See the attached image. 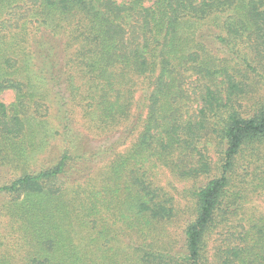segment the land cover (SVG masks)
I'll return each mask as SVG.
<instances>
[{
  "label": "trees",
  "instance_id": "16d2710c",
  "mask_svg": "<svg viewBox=\"0 0 264 264\" xmlns=\"http://www.w3.org/2000/svg\"><path fill=\"white\" fill-rule=\"evenodd\" d=\"M24 1L33 5L36 26L53 41L52 49L65 53L59 59L48 48L47 64L35 66L36 77L52 92L59 89L66 118L75 101L73 79L81 77L87 89L83 107L94 113L101 134L115 130V159L102 189L89 177L88 164L97 154L77 141H71L74 147L66 141L69 146L55 166L0 188V196L14 198L7 214L32 249L29 263L100 264L102 253L105 264H113L114 237L138 232L140 224L149 227L175 218L173 197L154 179L166 169L182 181L212 177L194 191L195 218L185 228L182 254L141 247L138 260L208 264L207 241L218 218L238 209V198L227 201L237 159L246 149L264 147V102L245 113L244 84L230 71L216 69L197 34L186 38L182 30L234 6L237 20L227 26L228 34L245 36L257 49L264 46V0ZM22 52L30 58L25 47ZM1 70L0 95L13 90L17 103L9 108L0 102V157L4 142L25 135L27 105L39 108L42 103L33 95L32 101L26 98L32 82L20 81L22 74L31 78L29 62L14 66L7 58ZM70 93L73 99L64 97ZM135 134L134 144L117 153ZM208 138L220 148L217 162L206 152ZM68 184L72 193L64 191ZM83 228L90 235L76 244L73 233ZM259 229L253 245L233 249L235 258L246 252L264 255V227ZM0 264L9 263L0 259Z\"/></svg>",
  "mask_w": 264,
  "mask_h": 264
},
{
  "label": "rangeland",
  "instance_id": "374dc122",
  "mask_svg": "<svg viewBox=\"0 0 264 264\" xmlns=\"http://www.w3.org/2000/svg\"><path fill=\"white\" fill-rule=\"evenodd\" d=\"M33 9V5L24 0H0V80L3 74L2 62L7 58L14 66H19L25 61L29 62L31 78L22 74L20 81L24 82L27 79L29 83L32 82L25 90L26 98L32 101L33 95L35 99L42 101L39 108L33 106V102L27 105L26 112L24 111L26 114L23 116L26 123L25 135L21 139L4 142L5 154L0 157V188L23 175L37 174L55 166L64 147L69 146L66 141L74 146L76 143L73 144L71 141H77L91 155L97 154L88 164L89 177L97 180L96 187L102 189V184L107 178L109 162L115 159V130L101 134L94 113L83 107L81 99L84 98L87 89L81 77L77 76L73 79L75 101L68 108L70 112H67V118L65 109L61 108L57 97L56 91L59 92V89L52 92L46 82L36 77L35 66L38 63L47 64L48 48L58 53L59 59L61 55L65 56V53L52 49L53 41L48 39L43 28L36 26ZM236 20L237 13L233 6L210 16L206 21H193L185 25L182 31L186 38L195 32L199 41L208 47L215 68L230 71L244 84L246 94L243 106L247 113L257 103L264 102V46L256 49L245 36L231 37L227 26ZM24 47L30 58H26L22 52ZM200 88H202L201 83H199ZM141 95L140 86L136 98L139 99ZM191 96L194 97L195 94L191 93ZM64 97L73 99L71 93ZM0 102L11 108L17 103V95L13 90H6L0 95ZM27 102L28 99L26 104ZM136 114L137 111H133V115ZM142 117L144 120L146 112H142ZM137 137L138 134H135L117 153L129 149ZM204 144L207 146L206 152L209 157L217 162L220 159V148L217 143L212 138H208ZM233 175L227 201L238 198V209L231 210V214L221 215L218 218V224L207 241L208 264L226 262L227 264H264V255L250 257L246 252L237 259L232 253L235 248L243 249L246 243L253 245L258 241L260 234L257 238L254 234L257 231L259 233V228L264 227V147H260L259 150L257 147L255 150L246 149L243 155L238 157ZM210 177L212 175L201 181L200 179L182 181L174 177L170 171L161 169L154 179L157 185L166 188L173 197L175 218L170 222L155 223L149 227L140 224L138 232L127 230L119 236V240L114 237L112 240L115 239V246L111 247V252L115 254L112 258L113 264H142L138 260L141 247L157 254L170 252L180 256L185 240V228L195 218L194 191L204 186ZM63 183L62 181L58 185L63 186ZM64 191L72 193V186L66 185ZM14 203V198L0 196V259L9 264H31L29 259H32V249L23 241L18 226L13 227L15 224L7 214V209ZM113 211L115 213V202ZM87 230L83 228L73 233L76 244L80 239L90 235ZM105 261V256L99 253V263L105 264Z\"/></svg>",
  "mask_w": 264,
  "mask_h": 264
}]
</instances>
